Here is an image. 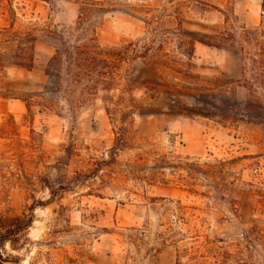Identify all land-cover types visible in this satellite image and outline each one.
<instances>
[{
	"label": "rangeland",
	"instance_id": "rangeland-1",
	"mask_svg": "<svg viewBox=\"0 0 264 264\" xmlns=\"http://www.w3.org/2000/svg\"><path fill=\"white\" fill-rule=\"evenodd\" d=\"M83 1L0 0V155L32 152L34 131L51 160L63 156L70 144L78 149L81 156L72 158L70 177L80 159L91 169L103 161L90 187L66 192L47 206L38 202L49 198L47 192L3 189L0 209L6 216L37 204L30 229L6 244L9 258L3 264H177L178 255L181 264H216L210 248L237 254L239 246L247 245L246 230L264 228V117H245L251 95L242 84L243 65L249 70L256 52L255 39L264 42V0H203L207 6H184L181 27L173 17L180 0H96L107 12L93 13V26L79 22ZM142 5L153 12L139 11ZM244 27L254 33L243 50L242 41L236 49L198 41L191 67L199 77L195 84L240 103L235 122L209 118V111L199 110L201 104L177 92L185 85L181 74L153 71L137 57V43L154 54L168 35L172 40L163 50L174 55L179 37L208 40L215 30L228 29L241 40ZM93 34L101 47L124 53L125 59L108 69L110 89L97 75L100 67L77 77L65 59L60 83L46 73L64 43L85 42ZM252 100L264 107V91L259 89ZM127 126V143L120 146L119 128ZM171 153L189 158L201 170L197 178L158 183L155 161ZM217 160L226 164L221 173L202 172L205 163ZM164 171L174 180L173 169ZM177 202L195 214L188 225L173 215ZM256 246L242 258L264 264L263 246Z\"/></svg>",
	"mask_w": 264,
	"mask_h": 264
},
{
	"label": "trees",
	"instance_id": "trees-1",
	"mask_svg": "<svg viewBox=\"0 0 264 264\" xmlns=\"http://www.w3.org/2000/svg\"><path fill=\"white\" fill-rule=\"evenodd\" d=\"M174 2L175 0H170ZM100 5V6H98ZM207 6L208 4L203 0H180L174 7V19L178 22V26L181 27L183 19V7L187 8L192 6ZM98 6V7H97ZM139 11H143L146 14L153 12V8L148 5H142ZM95 12L106 13L105 8H101V4L96 0H84L80 10L79 22L82 24L85 20L92 23L91 15ZM226 21L229 22L230 18L227 16ZM95 33V29L93 31ZM176 33V32H175ZM251 30L244 27L243 36L241 40L237 39L235 33L232 30L226 29L225 31L214 33L208 36V40H198L196 38H183L179 37V40L175 44L177 54L172 55L170 52H164L163 47L166 43L170 44L172 38L168 35L164 39L160 40V45L156 49V53L150 54V49L147 47L145 50H140L137 43V57L145 59L144 63L149 66L153 71L166 74L168 69L175 70L182 75V80L185 83L183 89H177L181 95H187L195 100L200 111H209L208 117L217 115L225 123L235 122L238 119L240 113V103L233 97H229L222 92H215L214 88L206 85L195 84L193 81L199 77L191 72L192 62L195 57L196 43L199 41L207 46L216 48H239L238 42L242 41L241 50L244 49V43L253 41ZM256 40V52L250 58L249 70L246 68V63L243 65L242 84L249 90L251 98L244 104V115L252 121H262L264 117V107L258 102L252 100L259 89L264 91V42L258 39ZM34 51V48H32ZM33 59V57L31 58ZM66 59L69 66L73 65L77 69L75 74L77 77L82 75H90L91 72L100 67L101 70H97V75L104 79H101L105 83L104 88L110 89L112 83V74L108 69L112 68V65L119 64L125 59L122 49H108L101 47L93 34L85 42H77L72 45L64 43L63 48H58L55 55L49 61L48 69L46 73L54 75L60 83L62 76L60 72V65ZM172 64L186 66V70L181 67L178 69L172 68ZM99 69V68H98ZM231 83L235 81L230 80ZM186 90V91H185ZM253 97V98H252ZM220 103L216 105L215 102ZM30 106V105H29ZM214 109L213 112H210ZM204 109V110H203ZM107 113L110 115L109 109ZM129 128H119L120 135L118 143L123 146L127 143L126 131ZM33 142H31L30 153L22 154H1L0 155V193L4 188L9 186H22L31 188L33 191L47 192L49 198L46 201H38L41 206H47L55 202L56 199L62 198L66 192L76 191L90 187L94 176L102 168V162H96L93 164L92 169L89 168L87 162L80 159L79 164L74 170V175L70 177L72 158L74 156H81L80 152L74 144H70L63 148V156L57 157L51 160L50 156H47V152L44 150L42 141L39 140L37 144L36 132H32ZM40 136V135H39ZM154 177L158 183L169 184L171 181H178L182 184L189 183L194 178H197L198 173L201 170L194 167L193 163L189 162V158H183L175 154L163 155L155 161ZM225 162L217 160V164L205 163L206 170H202L203 173H210L215 176L222 172L225 167ZM170 167L173 169L172 179L170 180L165 168ZM185 172V173H184ZM55 174V177H54ZM173 202V201H171ZM175 207L174 217L183 222L189 224L195 217V214H190L184 211V207L181 206V202H177ZM36 203L28 208V212L24 211L21 214H14L12 216H6L0 209V264L7 262L8 256L5 255V246L8 242L14 243L15 239L22 233L30 229L35 220ZM59 218L65 221H69V217L60 213ZM195 231V232H194ZM194 229L192 233H199ZM198 236V234H196ZM244 239L247 241V245L239 246L237 254H232L229 251L220 252L215 248H210L207 252L214 253L216 264H249L242 257L246 255V251L252 247L258 250L257 244L263 246L264 251V228L258 225L250 227L244 232ZM177 264H181L179 259Z\"/></svg>",
	"mask_w": 264,
	"mask_h": 264
}]
</instances>
